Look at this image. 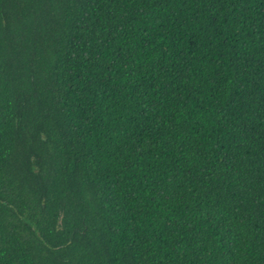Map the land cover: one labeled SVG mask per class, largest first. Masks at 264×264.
<instances>
[{"label": "trees", "instance_id": "trees-1", "mask_svg": "<svg viewBox=\"0 0 264 264\" xmlns=\"http://www.w3.org/2000/svg\"><path fill=\"white\" fill-rule=\"evenodd\" d=\"M0 264H264V0H0Z\"/></svg>", "mask_w": 264, "mask_h": 264}]
</instances>
